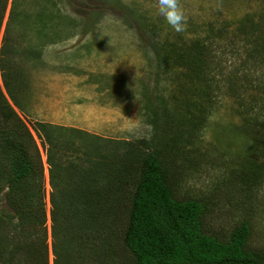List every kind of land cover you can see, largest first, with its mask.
<instances>
[{
  "label": "rangeland",
  "instance_id": "obj_1",
  "mask_svg": "<svg viewBox=\"0 0 264 264\" xmlns=\"http://www.w3.org/2000/svg\"><path fill=\"white\" fill-rule=\"evenodd\" d=\"M12 1H0V52ZM157 3L158 0H65L59 5V18L47 0H27L28 7H21L26 14L30 12L28 8L31 10V15L22 20L27 32L21 36V31H14L9 39L15 49L10 58L17 73L15 90L22 111L7 95L1 68L0 102L6 100L18 115L19 119L10 124L11 130L24 138L26 127L41 157V190L38 186L40 192L33 190L37 205L40 198L43 200L47 218L49 249L46 256L38 257L41 264L46 258L47 264H54L51 186L45 148L35 127L50 124L72 128L93 136L89 139H151L154 129L147 121L152 103L157 102H166L175 112L174 124L187 119L189 101L196 115L201 116L206 109L204 128L189 147L193 150L190 162L181 159L186 167L178 196L206 204V227L214 236L228 238L242 221L250 220L251 249L264 253V183L247 189L237 179L244 157L254 148L242 134L243 120L251 112L250 107L258 102L264 105V0H175L176 12L182 17L180 31L157 12ZM47 17L55 20V30L35 34L33 28H28L32 23L37 29ZM58 37L61 38L56 40ZM194 43L201 50L203 47L212 66L226 71L224 78L213 73L216 91L211 90L210 97L204 94L206 85L213 89L212 82L192 78L186 67L175 66L166 73L165 64L159 63L171 50L177 57L178 53L189 55ZM246 86L255 89L245 92ZM196 104H202L204 109L196 111ZM256 111L253 109V113ZM260 123L256 133L262 138L264 119ZM157 133L158 140L163 141L164 133ZM27 147L33 154V144ZM24 189L18 194L23 193L21 199L31 193L27 186ZM6 192L7 189L0 199V211L5 210V214L9 212ZM27 256L22 254V261Z\"/></svg>",
  "mask_w": 264,
  "mask_h": 264
},
{
  "label": "trees",
  "instance_id": "obj_2",
  "mask_svg": "<svg viewBox=\"0 0 264 264\" xmlns=\"http://www.w3.org/2000/svg\"><path fill=\"white\" fill-rule=\"evenodd\" d=\"M63 1L47 0L56 10L57 18L62 16L59 5ZM26 4L27 0L12 1L0 52L4 88L20 111L22 106L15 90L17 73L10 58L15 49L9 36L14 31H21V36L27 32L22 20L31 15V10L28 8V14L21 10ZM53 22L47 17L37 29L32 23L28 28L40 34L47 29L55 30ZM153 49L156 52V47ZM191 49L189 55L178 53V57L171 50L159 63L165 64L166 73L175 66L186 67L192 78L212 82L213 89L206 85L204 94L210 97L216 91L213 73L224 78L225 68L212 66L198 43ZM253 89L254 86H246L244 91ZM152 104L147 121L154 129L151 139L128 142L96 137L92 140L89 137L93 136L87 132L72 128L50 124L35 127L49 169L54 264H264V253L252 251L250 246L253 237L250 220L242 221L228 238L214 236L206 227V204L178 196L186 167L181 159L190 162L189 154L193 150L189 147L204 128L206 109L196 104V111L199 107L204 109L201 116L196 115L191 111L194 104L189 101L187 119L174 124L176 114L166 102ZM250 108L241 130L254 148L244 157L241 171H237V179L247 189L264 183V152H260L264 151V136L260 138L256 133L264 119V105L258 102ZM253 109L257 111L253 113ZM18 119L6 100L0 102V199L7 189L4 199L9 211L7 214L0 211V264L32 261L41 264L38 257L46 256L49 249L47 218L43 200L40 198L37 205L33 190H41L43 166L27 128L22 124L27 135L24 138L11 130L10 124ZM157 132L164 133L163 141L158 140ZM28 143L34 146L33 154ZM25 186L31 193L26 190L21 199L23 193L18 194L25 191ZM24 253L28 256L22 261Z\"/></svg>",
  "mask_w": 264,
  "mask_h": 264
},
{
  "label": "clouds",
  "instance_id": "obj_3",
  "mask_svg": "<svg viewBox=\"0 0 264 264\" xmlns=\"http://www.w3.org/2000/svg\"><path fill=\"white\" fill-rule=\"evenodd\" d=\"M176 7L175 0H158L156 10L174 30L180 31L182 17L176 12Z\"/></svg>",
  "mask_w": 264,
  "mask_h": 264
}]
</instances>
